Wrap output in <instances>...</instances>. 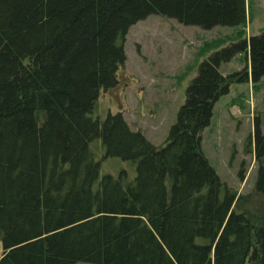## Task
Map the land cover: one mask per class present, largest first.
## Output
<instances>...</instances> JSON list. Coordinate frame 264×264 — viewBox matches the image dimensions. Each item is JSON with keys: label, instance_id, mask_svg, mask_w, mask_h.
Wrapping results in <instances>:
<instances>
[{"label": "trees", "instance_id": "trees-1", "mask_svg": "<svg viewBox=\"0 0 264 264\" xmlns=\"http://www.w3.org/2000/svg\"><path fill=\"white\" fill-rule=\"evenodd\" d=\"M148 15L237 28L245 0H0V264H264V208L250 206L264 199V132L255 120L246 138L244 195L200 148L228 85L264 75V29L199 62L154 145L119 112L96 113L129 26ZM237 53L248 70L222 75ZM107 157L127 168L100 174Z\"/></svg>", "mask_w": 264, "mask_h": 264}, {"label": "rangeland", "instance_id": "rangeland-1", "mask_svg": "<svg viewBox=\"0 0 264 264\" xmlns=\"http://www.w3.org/2000/svg\"><path fill=\"white\" fill-rule=\"evenodd\" d=\"M245 12L244 25L237 28L201 29L157 15L130 25L122 43L125 60L119 67L117 84L99 93L96 113L103 118L119 112L130 129L138 130L152 144H160L199 62L212 50L264 29V0H245ZM242 69L248 70L243 53L218 66L222 75ZM255 120L264 132V75L256 82L246 79L230 83L215 101L209 123L200 132V148L209 165L237 196L250 192L254 182L256 164L251 149L246 150V138L252 134ZM127 164L107 157L101 161L99 172L115 174ZM251 202L252 210L264 208L262 198Z\"/></svg>", "mask_w": 264, "mask_h": 264}]
</instances>
